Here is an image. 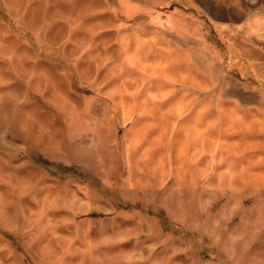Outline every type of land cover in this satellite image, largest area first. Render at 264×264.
Returning <instances> with one entry per match:
<instances>
[{"label":"rangeland","instance_id":"obj_1","mask_svg":"<svg viewBox=\"0 0 264 264\" xmlns=\"http://www.w3.org/2000/svg\"><path fill=\"white\" fill-rule=\"evenodd\" d=\"M125 4L0 0V264H264V29Z\"/></svg>","mask_w":264,"mask_h":264},{"label":"crops","instance_id":"obj_2","mask_svg":"<svg viewBox=\"0 0 264 264\" xmlns=\"http://www.w3.org/2000/svg\"><path fill=\"white\" fill-rule=\"evenodd\" d=\"M128 17L175 31L255 32L264 29V0H126Z\"/></svg>","mask_w":264,"mask_h":264}]
</instances>
